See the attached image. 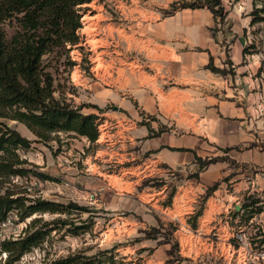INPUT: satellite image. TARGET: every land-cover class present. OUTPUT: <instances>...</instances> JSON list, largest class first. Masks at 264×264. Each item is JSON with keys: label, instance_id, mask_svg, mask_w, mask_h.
<instances>
[{"label": "rangeland", "instance_id": "rangeland-1", "mask_svg": "<svg viewBox=\"0 0 264 264\" xmlns=\"http://www.w3.org/2000/svg\"><path fill=\"white\" fill-rule=\"evenodd\" d=\"M178 1L182 0H91L81 12L79 44L58 49L44 58L46 69L54 78L56 97L81 107L86 115L99 117L97 142L91 143L87 138L70 133H54L53 140L40 142L24 124L1 120L32 141L29 149L16 152L23 162L21 167L28 173L4 179L3 193L9 189L24 196L27 206L40 198L62 204L64 209L56 214L36 213L25 220L20 218V209H14L8 220L0 223L1 244L24 237L35 219L38 221L33 231L45 233L42 243L26 253L20 264H81L84 261L92 264H235L229 249L224 248L222 257L215 248L202 244L204 241L196 233L198 228L202 231L208 226L219 208L210 205L198 225L196 215L203 213L209 191L195 199L187 200L186 195L185 203L172 210L173 200L170 204L169 196L173 190L177 191L182 174L168 172L173 175L163 178V182L142 177L128 180L119 161L123 144L116 140L119 125L113 116L124 112L123 103L128 98L122 68L134 62L130 66L136 71L149 69L146 63L152 52V42L148 40L151 25L170 17V6ZM222 1L226 16L217 20L212 33L220 36L226 45L225 38L232 33L233 19L249 18L247 32L252 42L247 51L264 56V21H261L264 0ZM254 10L263 12L257 14L258 21L252 24ZM179 11L182 10L176 12ZM230 13L234 14L231 18ZM86 16L94 25L91 34L86 30ZM179 19L181 25L188 22ZM3 29L10 41L17 26L15 22H6ZM262 60L264 70V58ZM218 158L229 160L228 157ZM229 163L232 171L240 167L232 161ZM161 187L166 191L160 199L158 192L152 189ZM228 189H231L229 184ZM263 198L264 194L256 193L243 202L245 209L259 204L246 214L243 224L248 225L253 217L259 220L264 209ZM72 203L83 209L71 210L68 206ZM235 227L233 229L238 231ZM254 231L256 242L263 245L262 228L255 225ZM7 256L8 253L1 250L0 263H7Z\"/></svg>", "mask_w": 264, "mask_h": 264}, {"label": "crops", "instance_id": "crops-1", "mask_svg": "<svg viewBox=\"0 0 264 264\" xmlns=\"http://www.w3.org/2000/svg\"><path fill=\"white\" fill-rule=\"evenodd\" d=\"M179 17L188 22L181 25ZM233 21L224 45L220 36H213L216 20L208 9H184L156 20L148 35L152 42L146 63L149 69L136 71L130 66L134 62L122 68L128 98L123 103L124 112L113 116L119 125L116 140L123 144L119 161L128 180L142 177L163 182L173 175L168 172L182 174L172 210L185 203L186 195L187 200L195 199L216 186L209 191L198 218L201 225L210 205L219 207L208 226L196 231L203 241L216 227L213 220L219 213H226L218 224L224 240L230 239L235 226L250 225L256 217L248 225L242 220L259 204L245 209L243 202L256 194L255 184L264 183V114L258 111L260 97L264 99V56L247 51L252 42L247 32L250 19ZM211 61L227 73L212 72L208 68ZM214 156L229 160L204 169L196 163V158ZM229 161L239 169L232 171ZM152 190L161 199L166 188ZM231 208L239 214H228ZM227 245L221 244L222 253L224 248L231 249Z\"/></svg>", "mask_w": 264, "mask_h": 264}, {"label": "trees", "instance_id": "trees-1", "mask_svg": "<svg viewBox=\"0 0 264 264\" xmlns=\"http://www.w3.org/2000/svg\"><path fill=\"white\" fill-rule=\"evenodd\" d=\"M90 1L0 0V223L7 221L14 209H20L22 220L36 213H62L63 209L62 204L40 198L27 206L24 196L10 192L9 189L3 193L4 179L23 177L28 173L21 167L23 162L16 152L29 149L32 141L9 128L1 120L11 119L24 124L40 142L53 140L51 135L54 133L75 134L87 138L91 143L97 142L99 138V117L94 114L86 115L82 113L81 107L68 103L62 97L57 98L53 75L44 65L47 55L58 49L79 44L81 12L83 6ZM184 9H208L214 15L216 23L219 18L223 20L226 16L222 0L174 2L168 14L171 16ZM259 12L254 10L252 13V24L258 21ZM6 22H15L17 26V31L10 41L3 29ZM213 36L216 38L214 33ZM208 68L216 74L227 73L225 69L215 67L213 61ZM220 160L222 158H196V163L200 169H204ZM214 188L216 186L209 191ZM175 194L176 190H173L169 196L170 204ZM68 207L71 210L83 209L73 203ZM234 214L238 215L239 212ZM201 215L202 212H199L196 217ZM37 221L38 219H35L31 222L24 237L12 241L5 240L1 244L2 252L8 253V262L0 264H14L42 243L45 233L42 230L33 231ZM81 264L92 263L84 261Z\"/></svg>", "mask_w": 264, "mask_h": 264}, {"label": "built area", "instance_id": "built-area-1", "mask_svg": "<svg viewBox=\"0 0 264 264\" xmlns=\"http://www.w3.org/2000/svg\"><path fill=\"white\" fill-rule=\"evenodd\" d=\"M263 82H264V70H263ZM264 99L260 97V103L258 104V111L260 114H264ZM254 190L258 194H264V183L255 184L253 186ZM236 212L234 208L229 209L228 214ZM226 213H219L216 215V218L213 220V225L216 226L208 235L205 236L206 245L211 247L212 249L215 248L218 252L221 253V256L224 257V254L221 252V244L227 242V246H230V254L234 260L235 264H264V244L259 245L256 242V238H254L255 233V225L260 226L264 232V210L260 215L259 220L253 219L250 225L248 226H239L237 228L238 231L232 230L230 239L224 240L219 232L218 224L223 219V216ZM255 221H257L255 223ZM5 223V222H3ZM258 228V227H257ZM258 230V229H257ZM264 236V235H263ZM1 243H0V251H1ZM6 257V254H4ZM243 255V256H242ZM241 259L243 261L241 262ZM14 264H20L19 261L15 262Z\"/></svg>", "mask_w": 264, "mask_h": 264}, {"label": "bare ground", "instance_id": "bare-ground-1", "mask_svg": "<svg viewBox=\"0 0 264 264\" xmlns=\"http://www.w3.org/2000/svg\"><path fill=\"white\" fill-rule=\"evenodd\" d=\"M85 20H87V27H86V30H87V32L89 33V34H91L92 33V29H93V27H94V25L91 23V18L90 17H88V16H86L85 18H84ZM94 19V18H93ZM96 30V29H95ZM93 41V40H92ZM96 44V43H95Z\"/></svg>", "mask_w": 264, "mask_h": 264}, {"label": "water", "instance_id": "water-1", "mask_svg": "<svg viewBox=\"0 0 264 264\" xmlns=\"http://www.w3.org/2000/svg\"><path fill=\"white\" fill-rule=\"evenodd\" d=\"M236 210H237V211H240V210H241V207H240V206H238V207L236 208Z\"/></svg>", "mask_w": 264, "mask_h": 264}]
</instances>
